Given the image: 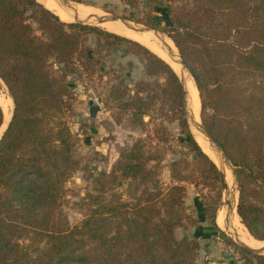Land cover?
<instances>
[{
    "label": "trees",
    "instance_id": "16d2710c",
    "mask_svg": "<svg viewBox=\"0 0 264 264\" xmlns=\"http://www.w3.org/2000/svg\"><path fill=\"white\" fill-rule=\"evenodd\" d=\"M142 1L143 24L172 41L197 90L203 131L232 166L240 223L254 240L264 241V0ZM57 15L37 0H0V79L12 103L0 135V264L21 263L23 255L7 233L30 230L44 245L25 264H194L196 241L176 240L172 232L190 218L181 214L183 184L196 182L199 174L222 187L223 176L189 129L180 78L139 42ZM125 45L147 79L131 82V90L129 78L111 67L104 103H111L116 120L129 117L131 125L151 134L135 138L109 172L92 179L91 191L79 201V226H56L62 184L78 166L62 118L63 96L72 88L68 75L79 65L101 77V58ZM151 79L157 88L152 92ZM167 122L175 123L179 154L165 164L172 183L160 191L156 175L171 136ZM153 139L162 145H152ZM118 181L127 185V200L106 195ZM106 216L121 221L111 239ZM87 241L106 244L108 252L88 254ZM241 250L248 254L245 264H264V255Z\"/></svg>",
    "mask_w": 264,
    "mask_h": 264
},
{
    "label": "rangeland",
    "instance_id": "374dc122",
    "mask_svg": "<svg viewBox=\"0 0 264 264\" xmlns=\"http://www.w3.org/2000/svg\"><path fill=\"white\" fill-rule=\"evenodd\" d=\"M57 1L67 10V14L65 16L60 15L57 12L58 16L63 21H79L108 30L105 26L98 23L99 20L106 19L108 21L104 22L111 26L118 24L119 26L129 28L131 30L149 31L153 37L160 41V44L164 42V44L173 51L172 55L175 54L177 59L181 62L177 50L175 46H173L169 37L162 31L150 28L143 24V18L147 11V7L143 4L142 0H135L131 5H126L121 2V0H79L78 2L74 0ZM44 5L46 4L44 3ZM76 5L79 7L78 11L72 8V6ZM82 9L85 11L82 12ZM69 12H71V14ZM157 15L162 14L157 13ZM165 22L166 21L164 19H161L159 21V25L164 26ZM87 42L89 47L93 48V36L91 34L87 35ZM126 50H128V47L125 45L121 48H117L116 50H111V53L108 56L101 58L100 62H104L105 70L101 77H98V74H93V69L85 71L77 64L75 71L68 75V80L71 82L72 88L63 96L64 111L62 118L68 127L72 140V155L78 161V166L69 172L62 184V192L52 218V221L56 226H79L84 218L83 211L79 207V201L84 197L85 193L91 191L92 179L100 176L102 173L109 172L112 165L117 160L119 153L129 147L135 138L151 134L150 130L145 131L138 126L131 125L129 117L123 116L119 120H116L114 118L115 114L111 103H104L107 85L109 79L113 76L110 72L111 67L114 70H118L119 72L117 74L120 76L127 79L129 78L126 82H128V84L130 83L129 88L131 90V82L139 79H147L141 73V64L131 52ZM74 63L77 62L74 61ZM182 65L187 71L184 64ZM187 73L189 74L188 71ZM180 80L182 83L183 81L181 78ZM156 89V85L153 84L151 79L147 91L149 90L152 92ZM184 95L186 118V114L191 111V104L188 100V96L185 93ZM0 98H10L1 79ZM9 108V114L5 119L4 126H1L2 128H0V135L10 118L12 103ZM199 110L200 103L198 116ZM143 120L147 121L148 116H143ZM186 121L194 137L193 129L190 127L192 123L188 122L187 119ZM196 122H198V125L200 124L199 117ZM164 124L171 136L169 135L166 140V153L163 160L160 162L159 169L157 170L156 177L158 178L157 183L160 191L165 190L166 187L172 183L165 164L168 160L179 154V147L175 142V123L167 122ZM205 139L209 142L212 148L215 150L217 149L216 152L219 154V158L221 157L220 160L226 165L225 173L228 175L229 186L226 182V177H224L221 170L222 167L218 166L216 163L214 164L223 176L222 187H220L219 183L214 179L205 178L199 174H195L196 182L184 183L185 192L184 196L181 198L183 207L181 214L182 217L183 215H186L190 218L183 220V226H174L172 228L173 236L176 240L180 238H192L196 241L197 247L195 248L194 264H245V259L248 254L243 252L241 249L247 247L243 244L241 245L232 233L227 231L226 226L225 229H221L218 226L219 219L222 222L225 220L228 226V218L229 220L230 218L233 219V217L229 216L230 214L228 208H230L233 200L235 206L237 203L238 188L232 171V166L223 155L222 151L213 142H211V140L209 141L206 136ZM151 144L162 145L156 139H153ZM106 195H114L118 196L121 200H127L129 194L126 183L118 181L112 185V188L106 192ZM3 199L4 195L1 194L0 200ZM13 205L14 207H17L16 204ZM157 206L161 212H163V210L165 211L164 206L159 202L157 203ZM202 208L203 212L201 210ZM235 216L238 218L236 212ZM105 221L107 222L105 225L108 227V230L105 233L106 238L111 239L116 235L117 223L120 224L121 221L108 216L105 217ZM8 222L13 221L9 219ZM241 225L242 224L240 223V226ZM123 227L124 225H122V228ZM245 230L243 233L251 236L247 230ZM7 237L11 242H17L20 247V252L23 253L20 259L21 263L18 264L31 263L34 260L33 258L38 255L44 245V239L42 236L31 230L24 233H15L10 231L7 233ZM260 243L263 244L264 241ZM83 249L87 250L88 254H93V256L96 257H100L108 252L106 244L102 245L100 243H96L95 241H87V244L83 246ZM250 250L253 253L264 255V251L261 253V251L253 249ZM112 251L113 250L109 249V252ZM126 252L127 248L123 250V255ZM72 264L92 263L78 262Z\"/></svg>",
    "mask_w": 264,
    "mask_h": 264
},
{
    "label": "bare ground",
    "instance_id": "6f19581e",
    "mask_svg": "<svg viewBox=\"0 0 264 264\" xmlns=\"http://www.w3.org/2000/svg\"><path fill=\"white\" fill-rule=\"evenodd\" d=\"M41 1H43L47 5V7L52 8L56 12V14H57V12L60 15H64V16L67 14V10H65L64 7H61V4L57 0H41ZM56 5H59V7L57 6V8H56ZM69 13L71 14V12H69ZM104 21H108V20L102 19V20H99L98 23L105 26L111 32H114L116 34L128 37V38L135 40V41L139 42L140 44L144 45L145 47L150 49L153 53L157 54L159 57L164 59L175 70V72L178 74V76L182 79L183 83H185L184 88H185V90H187V93H188V95H187L189 98L188 100L191 102V111L193 113L194 122L192 123V125L190 127L193 129L194 137L198 141L202 150L209 156V158H211V160L214 163H216L218 166L222 167L221 170L223 172L224 177H226V182L229 186L228 177H227L228 175L225 173L226 172L225 171L226 165L223 163V161L220 160L221 157L219 158V154L216 152L217 149L215 150L214 148H212L210 146L209 142H207V140L205 139L204 134L198 129V122H196V121L198 120V117H199L198 116L199 100H198L197 91L194 88L193 81L191 79L192 77H190V75L184 69L183 65L177 59L175 54L172 55L173 51L170 50V48L167 47L164 44V42L162 44H160L159 43L160 41L157 40L155 37H153L149 33V31H138V30H133V29L128 30V28L119 26L118 24L111 26V25L105 23ZM94 22H96V21H94ZM10 104H11L10 98L9 99L0 98V106H1L2 111H3L2 127L4 126L5 119L7 118L8 114H9L8 109H10L9 108ZM211 144H213V143H211ZM228 191L230 192L229 189H228ZM231 193H232V190H231ZM235 198H236V195H235ZM234 204L235 203L233 200L231 205L229 204L230 208H228L229 214H230L229 216L233 217L234 220L232 218H230V220H229V218H228V226H227L225 220H224V222H222L219 219L218 220V226L221 229H225V226H226L227 231L231 232L232 235L236 238V240L241 243V245L243 244L246 247H249V248L257 250V251H261V253H262L264 251V243L263 244L259 243L256 240H254V238L252 239L251 236L249 237L248 235L243 233L244 230H243L242 226H240L238 218L235 216V205Z\"/></svg>",
    "mask_w": 264,
    "mask_h": 264
},
{
    "label": "water",
    "instance_id": "95a60500",
    "mask_svg": "<svg viewBox=\"0 0 264 264\" xmlns=\"http://www.w3.org/2000/svg\"><path fill=\"white\" fill-rule=\"evenodd\" d=\"M182 63V62H181ZM183 83V82H182ZM185 83H183V85H184ZM186 95H188V93H187V90H185V92H184ZM190 104H191V102H190ZM186 119L188 120V122H190V123H193L194 122V117H193V113H192V111H189L188 112V114H186ZM198 129L206 136V138L210 141V139H209V137H208V135L203 131V128H202V126L199 124L198 125ZM212 142V141H211ZM247 248H249V247H247ZM249 249H251V248H249ZM254 250V249H253Z\"/></svg>",
    "mask_w": 264,
    "mask_h": 264
},
{
    "label": "crops",
    "instance_id": "0c3cea01",
    "mask_svg": "<svg viewBox=\"0 0 264 264\" xmlns=\"http://www.w3.org/2000/svg\"><path fill=\"white\" fill-rule=\"evenodd\" d=\"M40 3H42L43 5H44V3L42 2V1H40V0H38ZM48 10H50V11H52L54 14H56V12L52 9V8H49V7H47L46 5H44ZM56 6H58L59 7V5H56ZM62 7V6H61ZM57 8V7H56ZM72 8L74 9V10H76V11H78V8L79 7H77V5L76 6H72ZM65 9V8H64ZM66 10V9H65ZM80 10V9H79ZM82 12L83 11H85L84 9H82L81 10ZM90 14V13H89ZM57 15V14H56ZM58 16V15H57ZM128 30H130L129 28H128ZM242 226V225H241ZM243 227V226H242ZM244 228V227H243ZM244 230H245V228H244ZM246 231V230H245ZM247 233V232H246ZM195 235V234H194ZM196 236V235H195ZM249 236V235H248ZM250 237V236H249ZM252 238V237H251ZM253 239V238H252ZM257 241V240H256ZM257 242H262V241H257Z\"/></svg>",
    "mask_w": 264,
    "mask_h": 264
}]
</instances>
